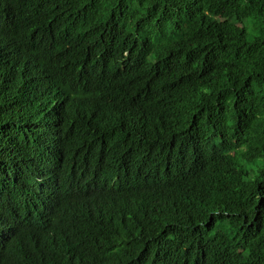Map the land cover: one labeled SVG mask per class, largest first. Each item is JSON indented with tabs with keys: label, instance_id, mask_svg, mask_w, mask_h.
I'll return each mask as SVG.
<instances>
[{
	"label": "trees",
	"instance_id": "trees-1",
	"mask_svg": "<svg viewBox=\"0 0 264 264\" xmlns=\"http://www.w3.org/2000/svg\"><path fill=\"white\" fill-rule=\"evenodd\" d=\"M231 1L0 0V33L21 45L14 53L15 67L0 65V232H11L7 245L0 246V264H17L15 257L34 263L24 258L31 256L22 246L43 258L49 252L48 263L34 257L39 264H264V0H240L241 11L256 16L250 14L253 25H244L245 31L228 29L218 41L233 43L223 62L210 60L199 45L213 48L208 32L221 17L230 21ZM25 50L43 54L46 64V57L57 63L52 77L67 89L66 105L40 97L51 71L39 72ZM152 87L165 97H156ZM72 88L135 110L158 130L176 127L177 133L170 138L168 132L162 151L150 150L105 110L99 111L107 119L102 129L98 123L91 130L76 109ZM57 91L53 88L52 95ZM202 97L211 104L178 115ZM60 107L68 110L61 115L59 133L73 165V171L63 173L66 179L94 176L108 151L115 157L110 162L117 167V181L138 197L170 188L190 168L213 172L221 160L228 166L222 167L221 181L228 179L230 167L236 171L235 190L226 195L217 217L196 231L194 220L173 228L152 223L149 240L134 228L112 242L110 220L95 225L105 231L86 238L71 231L67 215L64 226L53 228L52 205L58 207L65 194L55 186V194L39 204L28 184L35 175L28 170L32 163L42 165L43 121ZM191 121L196 125L189 126ZM147 128L141 121L133 131L142 136ZM59 146L57 141L48 147L58 155ZM178 155L192 163L173 161ZM215 202L210 197L196 207L195 218ZM9 209L27 215L30 225L12 230ZM36 225L46 228V236L33 230Z\"/></svg>",
	"mask_w": 264,
	"mask_h": 264
},
{
	"label": "clouds",
	"instance_id": "clouds-1",
	"mask_svg": "<svg viewBox=\"0 0 264 264\" xmlns=\"http://www.w3.org/2000/svg\"><path fill=\"white\" fill-rule=\"evenodd\" d=\"M241 8L240 0H232L231 8L227 11L232 14L230 21L226 22L227 19L221 17L210 29L207 35V42L213 48L199 43L201 52L210 60L219 64L225 60L224 56L231 51L232 42L226 46L223 43L218 44V41L226 36L228 29L234 32L235 30L245 31L244 25H253V17L251 15L256 16L254 12H242ZM209 37H213L214 40H208ZM19 46H21L20 43L12 35L0 33V65L8 63L10 67H15L16 58L14 53ZM25 51L34 56V60L38 63L37 70L39 72L51 71L49 80H45L40 86L43 88L39 92L40 97L44 99L51 98L53 105H66L69 101L67 89L59 85L57 80H53L52 77V69L58 68L57 63L53 62L51 57H46L50 61V63L46 64L42 61L44 58L43 54ZM53 88L58 90L55 96L52 95ZM72 89L78 100L76 109L84 115L85 125L91 130L98 123L100 129H102L101 122L107 121V119L105 114L99 113V111L105 110L112 112L114 120H119L133 132L140 144L150 150L162 151L168 132L170 138L172 134L177 133L176 127H171L170 130H158L153 126L152 121L142 117L135 110L124 109L110 101L83 96L74 88ZM152 92L158 98L165 97L161 90L155 87H152ZM217 98L219 99L220 97ZM210 104L206 98L202 97L192 107L180 108L178 115L186 111H202ZM113 109H115V112H113ZM67 111V109L60 107L47 112L42 125L46 133V140L43 143L46 150L42 149V165L39 167L32 163L28 170L29 175H35L28 184H32L30 189L33 196L39 199V204L44 205L48 201V197L55 194L53 190L55 186L58 187L60 195L65 194L62 202L58 201V207L52 205L54 208L53 228L64 226L65 216L67 215L73 223L70 228L71 231L75 235L86 238H92L95 232L105 231L101 228H95V225L110 220L112 231L108 238L112 242H117L116 238H122L124 233L131 234L134 228L142 229V237L149 240L151 235L150 224L152 223H163L173 228L176 225L186 226L187 223L194 220L196 231L203 225H209L217 217L221 203L226 199V195L235 190L236 171L230 167L228 179L221 181L222 167H228L227 165H222L223 161L221 160V166L213 172L206 167L203 169L190 168L170 188L164 190L153 189L138 197L123 187L121 182L117 181V177L114 176L117 167L110 162V159L115 157L108 151L103 152V156L96 165L94 176L74 181L66 179L63 173L68 170L73 171V165L68 160L71 150L67 146H62L63 140L59 132L61 131V115ZM141 121H145L148 128L142 136H137L133 128ZM188 125L194 126L196 124L191 121ZM57 141H60V146L55 148L59 150L58 155L52 151V148L48 147ZM170 145L171 141L166 144V149ZM173 161L183 166H189L192 163V161L182 155H178ZM28 184L24 183L23 185H26L25 187L27 188ZM63 184L65 192L62 191ZM210 197L216 200L214 207H206L204 211L199 213V217L195 218L197 214L196 207L206 205ZM178 203L182 205L179 213H175ZM6 217L12 223V230H15L16 228L14 227L19 225L23 227L29 226L32 221L27 215L19 213L15 209H9ZM88 222H91L88 224L90 229L86 226ZM33 230L38 232L39 236H46V228L44 226L36 225ZM3 231L0 232V246L5 247L7 245L5 239L11 232H6L7 235L4 236L1 234ZM33 236L36 237L35 235ZM38 240L39 238L35 239L34 242L37 243ZM69 244H71V240ZM55 248L60 249V246L57 245ZM22 249L27 256H31L24 258L28 261L33 260L34 263H27L20 257H15L14 260L17 264H39L36 258L47 263L52 260L49 252H46L47 256L43 258L38 254L33 255L25 246H22Z\"/></svg>",
	"mask_w": 264,
	"mask_h": 264
}]
</instances>
